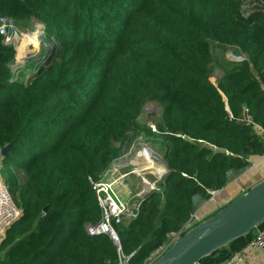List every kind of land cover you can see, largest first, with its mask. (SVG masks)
<instances>
[{
	"label": "trees",
	"instance_id": "trees-1",
	"mask_svg": "<svg viewBox=\"0 0 264 264\" xmlns=\"http://www.w3.org/2000/svg\"><path fill=\"white\" fill-rule=\"evenodd\" d=\"M0 15L37 20L57 44L30 59L37 69L25 77L26 62L0 37V149L11 145L1 165L24 174L6 185L20 215L0 264H144L189 221L195 198L209 200L263 153L241 118L246 108L264 129V0H0ZM212 43L246 57L224 61L216 85ZM148 103L160 109L154 131L140 123ZM129 133L162 140L167 171L135 201L134 218L113 223L118 250L87 233L102 217L89 179Z\"/></svg>",
	"mask_w": 264,
	"mask_h": 264
},
{
	"label": "rangeland",
	"instance_id": "rangeland-1",
	"mask_svg": "<svg viewBox=\"0 0 264 264\" xmlns=\"http://www.w3.org/2000/svg\"><path fill=\"white\" fill-rule=\"evenodd\" d=\"M16 26L19 32L25 35L35 29L32 20L16 23ZM29 38L24 37L18 43L16 49L19 51L20 47L25 45L31 58H34L43 47L57 45L53 39L48 38L43 33H40L41 44L39 46L32 44ZM211 57L213 69L209 81L214 85L222 77L221 67L224 61L236 62L242 60L234 55L233 49L226 50L224 46L215 43L211 44ZM241 57L246 60L244 55H241ZM36 69L37 64L32 60H27L24 76H32ZM159 112L160 109L155 103L146 104L140 115V123L154 131V122L158 119ZM163 150L164 142L162 140L145 138L141 133H129L122 142L115 145L113 161L124 155L126 165L123 167V172L127 176L120 186L115 187L114 192L120 203L125 207L126 215L135 210L137 199H145L149 193L157 190V183L160 182L167 171L162 159ZM0 166V181L4 185H7L14 176H17L21 182L24 181V174L13 166L4 164H0ZM159 171H163V173L159 174ZM11 195L14 198L12 193ZM126 218L128 217L126 216ZM256 232L257 230L253 231V233Z\"/></svg>",
	"mask_w": 264,
	"mask_h": 264
},
{
	"label": "built area",
	"instance_id": "built-area-1",
	"mask_svg": "<svg viewBox=\"0 0 264 264\" xmlns=\"http://www.w3.org/2000/svg\"><path fill=\"white\" fill-rule=\"evenodd\" d=\"M31 20L34 24L35 29L34 31H29L27 36L19 32L16 23L12 19L0 15V37L2 38V42L4 44L13 45L15 47L21 40H23L24 37H30L29 41L32 44L39 46L41 44V25L37 20ZM52 47H43L42 50H48ZM229 119H233L232 114H229ZM241 120L245 124L251 126L254 133L259 136L264 142V129L260 125L252 121L248 114V109L243 108ZM223 153L226 156H234L232 153L226 150L223 151ZM257 158L258 161L264 160V151ZM1 160L2 157L0 155V164ZM125 165L126 163L124 162V155L120 156L118 159L112 161V163L102 173L101 177L98 180L89 179V183L92 187L98 206L101 210L102 217L98 224L90 225L87 227V233L89 236L106 235L114 242V244L115 242L119 243V241L113 229V223L119 224L122 220L126 219V216L128 217V219L134 218L136 216V212L126 215L127 212L125 207L120 203L114 192L115 187L120 186L127 176L123 172V167ZM215 193L216 192H211V197H213ZM138 208L139 205H136L135 211H138ZM19 215L20 211L17 208L12 195L8 191L6 185H4L0 181V241L5 231L11 226L13 222L17 220ZM199 222L200 221L196 218V216L192 215L189 221L182 227V229L177 233H171L168 236V242L163 247L158 249L154 254H152L149 258H147L144 264H151L156 259H158L167 248H169L189 229L199 224ZM117 248L119 250V246H117ZM246 250L264 251V228L257 229V232L254 233L252 240L246 245ZM119 260L120 264L123 260L127 261V259H125L124 257H120ZM222 264H242V261L239 256L235 254Z\"/></svg>",
	"mask_w": 264,
	"mask_h": 264
},
{
	"label": "water",
	"instance_id": "water-1",
	"mask_svg": "<svg viewBox=\"0 0 264 264\" xmlns=\"http://www.w3.org/2000/svg\"><path fill=\"white\" fill-rule=\"evenodd\" d=\"M233 51L240 56L238 50ZM30 59L28 56L23 60ZM10 148L11 145H7L0 149L2 158L7 156ZM262 225L264 180L222 207L210 218L189 229L151 264H198L201 259L217 250L229 251L230 243L249 235ZM115 245L119 246V243L115 242ZM121 264H127V261L123 260Z\"/></svg>",
	"mask_w": 264,
	"mask_h": 264
},
{
	"label": "crops",
	"instance_id": "crops-1",
	"mask_svg": "<svg viewBox=\"0 0 264 264\" xmlns=\"http://www.w3.org/2000/svg\"><path fill=\"white\" fill-rule=\"evenodd\" d=\"M16 46V60L25 63L23 59L30 56L29 50L24 45L17 51ZM226 50L231 49L226 48ZM250 162L249 167L243 171L229 174V181L225 188L216 192L209 200L195 198L196 208L193 215L199 221H204L217 213L222 207L264 180V160L258 161V158H253ZM228 252H232L231 255H238L242 264H264V251H247L246 245L241 242L234 244L232 249L229 247Z\"/></svg>",
	"mask_w": 264,
	"mask_h": 264
},
{
	"label": "bare ground",
	"instance_id": "bare-ground-1",
	"mask_svg": "<svg viewBox=\"0 0 264 264\" xmlns=\"http://www.w3.org/2000/svg\"><path fill=\"white\" fill-rule=\"evenodd\" d=\"M35 46V45H34ZM27 48V47H26ZM29 52V51H28ZM27 52V53H28ZM25 53V52H24ZM234 55L238 58V59H243L242 57H241V55L240 56H237L236 54H235V52H234ZM25 57V56H24ZM147 150V149H146ZM148 151V150H147ZM145 157V156H144ZM146 160V159H145ZM149 161V160H148ZM150 162V161H149ZM151 163V162H150ZM152 166V165H151ZM163 173V171H159V174H162Z\"/></svg>",
	"mask_w": 264,
	"mask_h": 264
}]
</instances>
